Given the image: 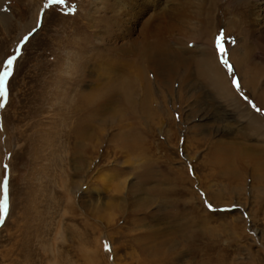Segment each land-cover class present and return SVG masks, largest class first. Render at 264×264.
<instances>
[{
	"label": "rangeland",
	"instance_id": "374dc122",
	"mask_svg": "<svg viewBox=\"0 0 264 264\" xmlns=\"http://www.w3.org/2000/svg\"><path fill=\"white\" fill-rule=\"evenodd\" d=\"M233 1L0 0V264H264V39Z\"/></svg>",
	"mask_w": 264,
	"mask_h": 264
},
{
	"label": "bare ground",
	"instance_id": "6f19581e",
	"mask_svg": "<svg viewBox=\"0 0 264 264\" xmlns=\"http://www.w3.org/2000/svg\"><path fill=\"white\" fill-rule=\"evenodd\" d=\"M176 1H179V0H167V3L170 2L173 5V4H176L175 3ZM183 1H184L185 4H187L189 0H183ZM233 2H234L233 6H234V10H235L234 12L237 14V16H236L235 19H233L231 22H229V24H227L225 26V28H227L226 32L227 31L229 33L233 32V33L237 34L238 36H240V34L245 31V30H243V27H245V28H248L250 30L252 29V31L250 33V36L254 35V33L252 34V32H254V30H255L257 32V34L259 35L256 38L258 40L259 39L263 40L264 39V0H234ZM256 7H259V9L257 10ZM168 13L171 14V15L172 14H175V15L177 14L179 16L184 14V12L182 10H178L177 11V7L176 6L170 7L168 9ZM228 26H231V28H229ZM198 37H199V35H198ZM210 38H211V36H210ZM211 45H212V41H211ZM153 47L155 49H158V50L161 48L160 46H156V45H154ZM244 47L246 48V46H244ZM145 51H146V49H144L143 52H139V53L143 54ZM235 52L236 51H232L231 52L230 60L234 64L235 69L237 70V73L242 76V79L247 78L246 83H248V85L250 86V82L252 81V79L256 78V75L257 74L259 75V73H256V74L252 73L251 75L246 77L247 69H242V71H241V68H242L243 65L248 67L249 63H251V61H250L251 53H249V51H247V50H244V51H241V52L237 51V53H235ZM197 54H198L197 58H196V56L192 57L189 61L190 62H195L196 65H197V68L199 70V73L204 78L210 80L212 89L213 90L217 89L219 91L221 89L222 90L226 89V87L225 88H221V84L218 82L219 77H217L216 74L219 73V71L217 69L219 67L217 66L216 60L214 59L215 53H212L209 50V48H208L207 51H205V52L203 51V49L202 50L198 49ZM150 56H152V55H150ZM150 56H146V59H148V58L151 59ZM159 57H160V55H159ZM183 62H184V60H182V62H180V64H182ZM172 63H173V65H175L174 64L175 62H172ZM216 78H217V80H216ZM255 89H256L255 86H253L251 88V90H255ZM221 92H223V91H221Z\"/></svg>",
	"mask_w": 264,
	"mask_h": 264
},
{
	"label": "snow or ice",
	"instance_id": "6c2138e0",
	"mask_svg": "<svg viewBox=\"0 0 264 264\" xmlns=\"http://www.w3.org/2000/svg\"><path fill=\"white\" fill-rule=\"evenodd\" d=\"M61 2H63V0H54V2H50L49 0V3L45 4V8L49 7V5L52 3H61ZM28 39H29L28 36H25L23 38L25 42ZM219 53L221 56H224L225 54V49L222 46L219 47ZM13 60H14V57H10L9 59H7L5 70L2 73H0V100H2L7 95L6 88H5V81L12 73ZM221 63L225 67H227L229 71H231V65H229V62L227 59H222ZM237 83L238 82L236 80H233L234 85H236ZM2 107H4V104L0 103V108ZM0 190H2L4 193L3 199H0V215H2L3 212L7 209V203H8L7 201V177H5V181L2 184H0ZM105 247H107V245Z\"/></svg>",
	"mask_w": 264,
	"mask_h": 264
}]
</instances>
